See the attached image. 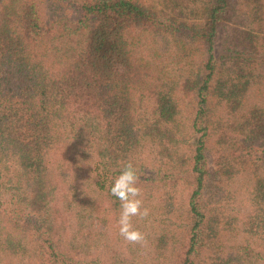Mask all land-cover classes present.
I'll list each match as a JSON object with an SVG mask.
<instances>
[{
    "label": "trees",
    "instance_id": "1",
    "mask_svg": "<svg viewBox=\"0 0 264 264\" xmlns=\"http://www.w3.org/2000/svg\"><path fill=\"white\" fill-rule=\"evenodd\" d=\"M44 1L0 0V264H264V0ZM144 36L190 62L166 75ZM129 159L144 247L110 192Z\"/></svg>",
    "mask_w": 264,
    "mask_h": 264
},
{
    "label": "rangeland",
    "instance_id": "2",
    "mask_svg": "<svg viewBox=\"0 0 264 264\" xmlns=\"http://www.w3.org/2000/svg\"><path fill=\"white\" fill-rule=\"evenodd\" d=\"M145 1L147 3L153 2L156 4H160L159 0H145ZM67 3L68 2H63L64 9L67 6ZM59 7L61 8V3L56 4V1H52V0H46L42 2V4H40V9L42 10L44 17L46 19H49L50 21H53L59 18V14H60ZM68 12H70V9L68 10ZM71 13L68 16L67 11H66V14H64L65 18L71 19L73 17ZM142 39H143L142 43H143L144 52L146 54L149 53V55H155L157 59V65H163L167 67L166 75L168 76H170L171 74H175V70H179L180 65L182 66L181 70H184V66H186L190 62L186 58H184L182 61H179V58L177 56L178 53L176 52L177 50L176 43L171 38H165V37H159V36L157 37H154V36L145 37L144 36ZM261 71L263 72V76L251 88V92H250L251 95L249 96V99H247L246 107H252V105L253 106L256 105V106H261L264 108V67L261 69ZM72 144L75 146V143H72ZM77 150H80V149H77ZM74 152H75V149H74ZM66 153H67V158L63 159V161L67 160L65 164L70 167L75 168L77 171V174L79 175L77 176L76 174H71L67 178L68 180L67 183L71 184L74 178L77 177V179H79V182L81 184L87 185V186H83V188L85 192L88 193L89 191L88 184L93 183L95 180V177L94 175L88 174L86 167L92 166L93 163L89 161V164H88V161L86 160L85 155H83L82 153H80L81 156L77 154V157H76L77 160H74V158L70 155V152H68L67 150H66ZM61 163L62 162H60V164ZM71 169L72 168H69V170ZM243 181L244 180L241 178V182L237 183V187L240 189V193L244 191L245 185L243 184ZM238 200L240 201L234 204V206L236 205L237 207L234 210L233 214L241 217L243 216L242 214H245L247 212V210L243 207V203H244L243 197L237 196L236 201ZM253 246L257 247L258 244L254 243ZM262 249L264 252V247ZM259 262L262 263L263 261L260 260Z\"/></svg>",
    "mask_w": 264,
    "mask_h": 264
},
{
    "label": "clouds",
    "instance_id": "3",
    "mask_svg": "<svg viewBox=\"0 0 264 264\" xmlns=\"http://www.w3.org/2000/svg\"><path fill=\"white\" fill-rule=\"evenodd\" d=\"M139 179L137 166L129 159L122 165L120 174L115 177L110 192L120 202L119 235L128 244L144 247L147 244V236L134 227L133 218L144 220L149 217L151 210L144 206Z\"/></svg>",
    "mask_w": 264,
    "mask_h": 264
}]
</instances>
